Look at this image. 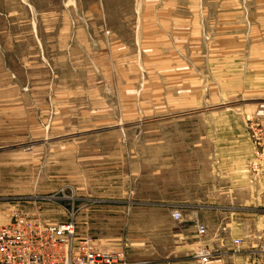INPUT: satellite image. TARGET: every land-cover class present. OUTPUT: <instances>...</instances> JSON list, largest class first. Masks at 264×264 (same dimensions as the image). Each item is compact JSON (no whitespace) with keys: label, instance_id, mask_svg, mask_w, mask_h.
Masks as SVG:
<instances>
[{"label":"rangeland","instance_id":"374dc122","mask_svg":"<svg viewBox=\"0 0 264 264\" xmlns=\"http://www.w3.org/2000/svg\"><path fill=\"white\" fill-rule=\"evenodd\" d=\"M256 123L264 0H0V223L155 248Z\"/></svg>","mask_w":264,"mask_h":264},{"label":"crops","instance_id":"0c3cea01","mask_svg":"<svg viewBox=\"0 0 264 264\" xmlns=\"http://www.w3.org/2000/svg\"><path fill=\"white\" fill-rule=\"evenodd\" d=\"M241 143L246 153L244 166H232L221 182L220 203L207 208L189 206L182 214V227L158 229L154 247L125 251L128 264H196L192 256L198 247L212 253L210 264H264V183L252 182L248 163L252 157L249 139ZM171 220V216L168 217ZM197 224L205 227L203 238ZM242 243L240 254L232 253V242Z\"/></svg>","mask_w":264,"mask_h":264},{"label":"built area","instance_id":"2783aa9c","mask_svg":"<svg viewBox=\"0 0 264 264\" xmlns=\"http://www.w3.org/2000/svg\"><path fill=\"white\" fill-rule=\"evenodd\" d=\"M252 157L248 173L252 182L264 180V123L249 128ZM175 221L181 212L172 213ZM197 235H206L197 224ZM242 243L232 242V253L240 254ZM196 264H210L212 253L198 247L192 256ZM0 264H128L123 251H102L90 238H79L72 218L63 223L45 224L36 219L14 217L0 223Z\"/></svg>","mask_w":264,"mask_h":264}]
</instances>
